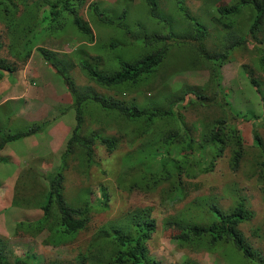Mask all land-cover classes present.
<instances>
[{"label":"trees","instance_id":"trees-1","mask_svg":"<svg viewBox=\"0 0 264 264\" xmlns=\"http://www.w3.org/2000/svg\"><path fill=\"white\" fill-rule=\"evenodd\" d=\"M85 2L86 0H0V22L6 27L10 37L9 43H3L0 40V50L6 47L10 55L9 57L0 56V86L7 91L8 85L5 84L3 76L7 72L13 74L27 62L31 55L41 56L50 71L55 72L57 81L69 91L71 102L68 105L73 107L75 113L74 125L67 140L66 149L62 152L64 164H57L52 175L44 176L47 184L45 187L48 189L33 195L26 194L31 191V186L25 185L39 186V182L25 184L23 186L26 187L25 192H15L13 198V203L17 206H23L31 200L37 203L42 210L41 216L33 222L25 223V227L21 230L32 235L46 231L47 235L43 243L54 246L70 242L80 230L84 229L89 221L91 209L94 207L93 203L82 202V200L78 206H72L67 202L64 194L62 195L64 176L61 169L65 166L66 160L72 157L78 158L77 167L88 168L95 163L93 156L98 144L111 152L118 147L120 137L129 134V144L132 148L122 159L127 169L118 175L117 184L125 185L128 190L152 191L163 183L169 182L173 186L172 189L177 192V195L172 198L171 191L170 200L172 203L178 202L186 196L185 190L181 189L182 194L180 192L182 176L193 179L211 171L216 160L227 149L230 152L229 166L233 171L239 168L244 158L240 132L230 122L236 119L237 114L232 113L230 102L226 99L221 67L226 61L231 60L230 56L234 51L246 47L247 35L254 40L253 49L258 51L256 64L264 75V0H234L229 5L216 6L212 20L225 31V38L230 43H222L223 41L213 43L209 48L204 41L208 35L206 26L198 20H193L195 18L183 6L177 5L182 9L185 19L196 27L194 35L188 32L172 31L173 20L176 21V19L160 10L159 0H145L149 16L156 21L154 25L157 27L159 23H163L168 25L171 31L168 34H162L157 27L151 34L142 30V36L140 32L136 34L132 32L131 29H136V26L131 23L128 10L116 14L115 9L113 14L106 15L100 11L103 9H100L97 2L92 0L88 3L87 9L91 13L95 12L98 23L119 28L126 36H122V43L116 39H110L109 43H103L98 47L95 45L96 51H104L107 55L118 45L129 51L125 55L113 58L114 64L110 62L108 65L102 64L99 56H90L86 51V44L94 41V33L90 23L77 13V9ZM22 7L24 11L17 15ZM245 10L251 11L248 33L234 35L230 30L237 24V17ZM62 11L73 14L72 24L85 42H88L76 43V40L71 39L76 46L72 49L73 52L64 54L56 53L53 49L57 43H53L52 40H58L50 38L52 34L49 33L47 39L34 38L36 31L43 32L45 29H54L59 25L62 28L63 23L58 21ZM182 21L184 24L185 21L183 19ZM195 39L198 42H195ZM172 48L176 51H172ZM73 53L75 56L80 54L77 61L69 55ZM76 66L80 67L89 80L113 90L114 93L101 94L90 85L80 87L75 81V72L71 71ZM108 66H111V69H103ZM193 68L207 69L206 80L202 84L182 86L172 94L170 100L167 99L166 106H155V101L148 100L141 104L136 101L135 96L128 100L120 96L124 93L130 94L141 85L149 83L151 78L159 74L161 70L169 69L167 74H170L175 70ZM249 79L254 86L256 85L257 91L264 86L252 77ZM2 83L4 84L1 85ZM262 99L264 101V96ZM212 102L220 108L221 116L209 122L200 123L201 128L197 136L192 134L189 127L181 124L178 126L182 115L178 114L175 108ZM95 110L96 112L93 113ZM11 115L10 112L3 126L0 124V129L4 130L7 127L12 131L0 134V161L7 160L2 152L7 150L11 141L14 142L33 130L36 133L40 132L42 127L34 123L26 129L11 127L9 124ZM99 115L101 121L98 119ZM84 117H87V123ZM115 117L120 118L125 124L117 125ZM262 119L264 121V117ZM90 122L96 123L97 126L91 128ZM160 125L164 129H161ZM43 126L46 127V125ZM195 128L194 126L193 129ZM109 129L114 130L116 134L109 133ZM138 142H140L139 146L134 147V143L138 144ZM253 143L262 151L256 165L259 177L263 178L264 150L262 140L255 129ZM38 158L34 160L29 158L22 165L18 174L21 182L28 172L31 175L30 180H35L39 175L37 166L31 164ZM127 171L130 178L125 181L124 175ZM102 191V199L97 206L107 207L108 195L105 188H102ZM205 205H207V207L204 206L205 210L201 209V219L204 220L200 222H188L181 216H172L165 220L164 226L170 229V235L177 245L192 251L213 252L223 243L238 251L243 263L264 264V255L245 239L239 229L241 223L253 217L246 197L236 195L229 209L222 208L213 199L207 200ZM155 228L156 221L150 206L128 210L117 221L102 225L86 250L79 252L74 261L64 262L45 263L29 252H25V256L21 258L6 251L5 241L0 238V264H87L86 261L88 264H160L147 248V241ZM94 255L99 256L90 261V257ZM181 264L197 263L185 259Z\"/></svg>","mask_w":264,"mask_h":264},{"label":"rangeland","instance_id":"rangeland-1","mask_svg":"<svg viewBox=\"0 0 264 264\" xmlns=\"http://www.w3.org/2000/svg\"><path fill=\"white\" fill-rule=\"evenodd\" d=\"M90 1L92 0H86L77 9L78 15L91 24L92 32L94 33V41L86 45V51L93 56H99V61L102 64L108 65L110 62L114 64L113 58L125 55L129 51L123 46L118 45L107 55L104 51H96L95 45L98 47L103 43H109L110 39H116L119 43H122L124 33L114 26L97 23L95 12L91 13L87 9ZM94 1L97 2L99 7L107 9L101 10L106 15L113 14L115 9L116 14L123 10H128L131 23L136 26V29H131L135 34L140 32L143 36L142 30L151 34L154 28L157 27L162 34H168L171 31V28L163 23H159L157 27L154 25L156 21L149 16L145 0ZM232 2L234 0H159L158 3L161 11L176 19V21L173 20L172 31L188 32L193 35L196 33V27L185 19L182 9L178 8L177 5L183 6L195 18L193 20L203 23L208 31V35L204 41L205 45L209 48L213 43H221L222 41L230 43L225 38V31L214 23L212 16L216 12V6L221 4L229 5ZM23 11L24 8L22 7L17 12V15ZM250 17V10L242 11L241 15L236 19L237 24L234 25L230 32L234 35L236 33L247 34ZM72 18V13L62 11L61 18L58 20L63 23L62 28L59 25L54 29H45L43 32L36 31L34 38L36 40L41 39V37L47 39L49 38L48 35L52 34L50 38L58 40H52L53 43H57L56 46H53L56 53L73 52L72 49L75 48L76 44L71 39L76 40V43L85 41V39L78 34L77 29L71 22ZM182 19L185 21L184 24ZM52 23L56 24V22ZM66 35L67 38H65ZM0 40L3 43H9L10 41L6 27L2 22H0ZM246 41V47L236 50L232 55V59L222 66V85L225 88V96L230 102L232 113L237 114L236 119L230 122L238 128L243 141L244 158L239 168L236 171L230 168V152L227 149L216 160L214 168L211 171L202 173L193 179L182 176L180 192L182 194L181 189L185 190L186 196L182 200L172 203L170 193L172 191V198H174L177 192L172 189L173 186L169 182L163 183L152 191L142 189L128 190L125 185L117 184L118 175L127 169L122 159L132 148L129 144V134L122 135L119 139L118 147L111 152H108L104 146L98 144L95 147V154L93 156L95 163L88 168L82 167L79 169L77 167V164H79L78 158H72L68 161L66 160L65 166L61 169V173L64 176L63 186L67 202L77 206L86 197L87 200L94 204V207L91 209L86 227L80 230L70 242L60 246L43 243V239L47 234L46 231L32 235L21 230L22 227H25V223L33 222L41 216L42 210L37 206L35 201L31 200L22 207H18L8 197L12 193V186L15 192L23 193L26 190V187H23L25 184L39 182L41 187L37 184L35 186L25 185L31 186V191L26 193L31 195L46 189L45 186L47 184L44 176L46 174L52 175L56 168L54 166L49 168L47 165L51 162L53 164H64L65 160L62 159V152L66 149L67 140L74 125V109L71 105H68L71 102L70 93L65 92V89L61 88L60 82L55 77V72L52 75L50 71L44 69L42 64L37 65L36 60L42 61L39 56H32L19 70L25 76L22 80L26 83L25 87H33L35 93L31 94L27 98L28 100L16 94V89L14 91L10 90L7 95L14 98L16 94V96L20 97L19 99H23L25 100L24 103H27L34 97L36 101H42L41 97L49 92L50 102H40V105L38 104L40 108L32 102H30V105L27 103V107H36L34 124H40V127L42 125L40 129V132L43 131L41 132L42 135L38 138L33 137L32 135L36 133L33 130L28 135L14 142L11 141L8 149L2 152L7 157V160L0 161V189L2 188L1 185L6 186L3 189L8 193V196L0 197V238L5 241V250L21 258L25 256V252L33 253L39 258V261L45 263L51 261H74L79 252L86 250L88 244L94 235L99 232V228L102 225L107 222L117 221L128 210L150 206L152 208V216L156 221V228L147 241V248L149 253L160 264H181L185 259H190L197 264H235V260L237 259L238 264V258L239 264H246L243 263L240 253L227 244H220V247L213 252L205 250L192 251L179 247L176 241L172 239L169 232L170 229L164 226L165 220L172 216L185 217L188 222H200L204 220L201 219V209L204 208L205 210L207 200L213 199L222 208L229 209L233 205L236 195H243L246 197L249 209L253 212V217L249 221L241 223L239 229L245 239L264 255V176L263 178L259 177L256 165L257 161L260 160L259 156L262 151L253 143V130L255 129L262 140L264 150V121L260 118L264 113V101L262 99L264 96V86L259 88L260 91H257L256 85H252L249 79V75H251L257 83L264 85V75L256 64L258 53L252 48L255 45L253 38L247 35ZM195 42H198V40L195 39ZM172 49V51H176L175 48ZM99 54L107 56L102 57ZM69 55L74 58V61H77L78 56H80V54L75 56L74 53ZM0 56H10L6 47L0 50ZM243 65L246 71L242 70ZM172 67L174 66L172 65ZM103 69H111V66ZM71 71L75 72V81L78 82L80 87L90 85L101 94L112 95L114 93L113 90L101 87L89 80L79 66H76ZM169 71V69L166 71L161 70L159 74L151 78L149 83L141 85L130 94L124 93L120 96L127 100L135 96L137 98L136 101L141 104L148 100L155 101V106H166L167 99L170 100L176 90L185 85L194 86L202 84L208 76V71L205 68L175 70L173 73L167 74ZM4 92L6 90L0 86V96ZM206 93H209V91H206ZM22 96L26 97L27 91ZM66 96L68 100H64ZM11 101L15 102L13 99ZM32 104L34 106H31ZM17 105L15 104V106ZM55 106L59 108L57 109ZM175 110L178 114L182 115L178 126L181 124L184 127H189L194 136L198 135V130L201 128L200 123H206L221 116L220 108L213 102L205 105L188 104L185 107H177ZM86 118L84 117V120L87 123ZM227 118L229 117L227 116ZM252 118L256 119L253 120ZM21 119L24 122L28 120L26 117H21ZM98 119L101 121L100 115ZM115 120L117 125L125 124L120 118L115 117ZM5 123L6 116L5 111H3L0 112V124L3 126ZM32 124L28 123L29 126ZM193 124L196 127L195 129H193ZM43 125H46V127ZM90 125L91 128L97 126L93 122H90ZM160 128L164 129L162 125H160ZM49 129H51L50 134L43 135ZM4 132L9 133L12 131L7 127L4 130L0 129V134ZM108 132L116 134L114 130L109 129ZM139 143H134V147L136 145L139 146ZM6 147L7 144L5 145ZM27 155H32L33 157L40 155L38 160L33 163L31 162V164L33 166L36 164L37 168L41 169V171L35 180L29 179L31 175L28 172L21 182L18 172L27 161ZM51 157L53 158L51 159ZM84 160L86 159L84 158ZM128 172L124 175L125 181H128L130 178ZM9 174L10 176L5 180L3 176H8ZM102 188L106 189L108 195L107 207H102V205L97 206L102 199ZM87 190H89V194H86ZM1 193L2 189L0 190V195ZM97 256L99 255L91 256L89 260L91 261ZM86 263L88 264L87 261Z\"/></svg>","mask_w":264,"mask_h":264},{"label":"crops","instance_id":"crops-1","mask_svg":"<svg viewBox=\"0 0 264 264\" xmlns=\"http://www.w3.org/2000/svg\"><path fill=\"white\" fill-rule=\"evenodd\" d=\"M37 62V65L39 66L40 64H42L44 66V69L46 71H50V68L43 62V61H39V60H36ZM51 72V71H50ZM52 73V72H51ZM53 75V73H52ZM24 75H22V73L20 72V70L16 73L15 77L13 78L12 80V83L11 84H8V88H7V91L4 92L3 94H1L0 96V103H3L4 101L8 100L9 98L15 100V102H12L11 99H9L4 105L0 106V112H3L5 111V116H6V122H7V116L9 115V113L11 112L12 115L10 116V121H9V124L11 125V127H18V128H23V129H26L27 127H29L28 123H34L35 122V108L36 107H30L28 106L27 107V103L30 105V102H32L33 104L35 105H40V102L42 103H48L50 102V98L48 96L49 92L46 93L45 96H42L41 97V100L42 101H36L34 98H32L30 100V102H27V103H24L25 100L23 99H19L20 97L16 96V94H19V96H21V98H25L26 100H28L27 98L35 93L34 92V88L33 87H25L26 83L24 81H22L24 79ZM62 88V87H61ZM16 89V94L13 98V96H8L7 93L10 91V90H13ZM27 91V96L26 97H23L22 94ZM65 93V92H64ZM34 99V101H33ZM38 99V98H37ZM60 99V97H59ZM63 100V99H61ZM64 100H68V97L66 96V98H64ZM15 104H18L17 106H15ZM31 105V106H34V105ZM37 106L38 108H40V106ZM24 107V109H23ZM56 107V106H55ZM57 109L59 107H56ZM21 117H26L28 120L26 122H24ZM44 117V116H43ZM51 129H49L45 134L43 135H48L50 134ZM42 134L40 132H37V133H34L32 136L33 137H36L38 138L39 136H41ZM32 151V150H31ZM40 156V155H39ZM39 156H35L33 157L32 155H27V160L29 158H31V160L35 159L36 157H39ZM53 157H51L52 159ZM58 164V163H57ZM57 164H53L52 162L47 165V167L51 168V167H55L57 166ZM36 166V165H35ZM41 170V169H40ZM38 169V173L40 171Z\"/></svg>","mask_w":264,"mask_h":264},{"label":"clouds","instance_id":"clouds-1","mask_svg":"<svg viewBox=\"0 0 264 264\" xmlns=\"http://www.w3.org/2000/svg\"><path fill=\"white\" fill-rule=\"evenodd\" d=\"M100 9L107 10L105 7H104V8L101 7ZM100 11H101V10H100ZM96 22L98 23L97 19H96ZM90 27H91V29H92L91 24H90ZM92 30H93V29H92ZM79 43H85V44H86V43H88V42L81 41V42H79ZM223 43H224V42H223ZM86 45H87V44H86ZM252 48H253V47H252ZM253 50H254L255 52L258 53V51H256L255 49H253ZM234 52H235V51H234ZM234 52H233V53H234ZM233 53H232L231 56H230L231 59H232V55H233ZM88 55L93 56V55H91V54H89V53H88ZM99 55H101V54H99ZM32 56H33V55H31V57H30L29 59H31ZM257 56H258V54H257ZM39 57L42 59L41 56H39ZM29 59H28V60H29ZM28 60H27V61H28ZM42 61L45 63V61H44L43 59H42ZM228 61H230V60H228ZM228 61H226L225 63H227ZM225 63H224V64H225ZM45 64H46V63H45ZM224 64H223V65H224ZM46 65H47V64H46ZM223 65H222V66H223ZM20 67H21V66H20ZM20 67H19V68H20ZM242 67H243V69H244V70H243V69H242V70H243V71H246V70H245V66L243 65ZM19 68H18L16 71H14L13 74L7 72V74H5V75L3 76V79H4L5 84L8 85V84H10V83L12 82V80H13V78L15 77L16 73L19 71ZM261 72H262V71H261ZM262 74H263V73H262ZM221 75H222V79H223L222 67H221ZM250 77H252V76L250 75ZM252 78H253V77H252ZM251 84H252V83H251ZM60 85H61L62 88L65 89V92H69L68 90H66V87L62 86V83H60ZM252 85H253V84H252ZM9 99H11V98H9ZM9 99H8V100H9ZM8 100L4 101L3 103H0V105L5 104ZM263 117H264V115H263L261 118H263ZM7 149H8V148H7ZM72 158H75V157H72ZM55 167H56V166H55ZM40 171H41V170H40ZM40 171H39V172H40ZM18 174H19V172H18ZM9 176H10V174H9L8 176H5V175H4L3 178H4L5 180H7ZM1 186H2V188H1V189H2V193H1L0 197L2 198L3 196H8V193H6V190L3 189V188H5L6 186H3V185H1ZM39 187H41V186L39 185ZM1 189H0V190H1ZM46 189H48V188H46ZM11 191H12V193H11L8 197L11 198L12 201H13V198H14V195H15V190H14V187H13V186L11 187ZM4 193H5V194H4ZM63 194H64V196H65L64 191H63ZM86 194H89V190L86 191ZM65 198H66V197H65ZM0 201H1V200H0ZM84 201H87V202H88L89 200H87L86 197H85V198L82 199V202H84ZM89 202L91 203V201H89ZM68 203H69V202H68ZM70 204H71V203H70ZM72 206H75V205L72 204ZM77 206H78V205H77ZM18 207H19V206H18ZM20 207H22V206H20ZM41 214H42V213H41ZM42 232H43V231H41V233H42ZM46 235H47V234H46Z\"/></svg>","mask_w":264,"mask_h":264}]
</instances>
